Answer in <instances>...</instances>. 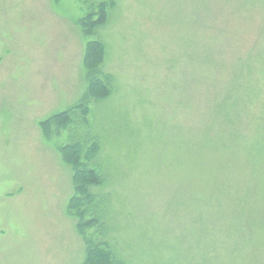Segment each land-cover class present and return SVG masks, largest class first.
<instances>
[{
    "label": "rangeland",
    "instance_id": "obj_1",
    "mask_svg": "<svg viewBox=\"0 0 264 264\" xmlns=\"http://www.w3.org/2000/svg\"><path fill=\"white\" fill-rule=\"evenodd\" d=\"M99 1L0 0V264H264V0H113L90 34ZM79 140L104 228L69 208Z\"/></svg>",
    "mask_w": 264,
    "mask_h": 264
},
{
    "label": "trees",
    "instance_id": "obj_2",
    "mask_svg": "<svg viewBox=\"0 0 264 264\" xmlns=\"http://www.w3.org/2000/svg\"><path fill=\"white\" fill-rule=\"evenodd\" d=\"M96 5L98 7V18L94 20L96 13H92L88 17H85L80 23L82 29H84L85 32L90 34H94V30L97 27L107 22V8L109 9L113 5V0H101ZM104 50L105 46L102 41L94 40L87 44L84 56V65L87 69V72H90L89 77L92 80V83L90 81L91 88L89 89V94L92 93L93 95L97 96V99H103L108 96V94L101 89L99 82L97 80H93V77L97 72H99V68L101 66V63L103 62ZM95 84L97 90L94 87ZM84 105L85 104L81 101V103L77 105L75 109H81ZM83 119L84 118L82 117V121ZM73 121L74 119L72 108H70L65 111L59 112L48 119L43 120L41 122V126L44 130V134L49 137L50 127L57 124L59 126H63L64 128H68L70 127L71 123H73ZM82 139L84 141L86 140V138ZM99 144L100 143L97 140L93 141L92 145H96L97 150L89 153V149L85 151L88 146L80 140L68 143L61 150L63 159L68 162L72 167H75L73 180L74 189L77 194L76 196L78 197H74V201L72 199L71 203L74 204L76 202V204L72 206L70 203L69 208L79 210L77 211V216L79 218V229L81 227V213H87L91 215V221L93 225H98L99 228H104L105 226L106 216L103 213L105 210H100L99 202L96 201V195L91 190L92 186H100L106 182L104 173L101 168L97 166L96 168L87 166L88 168L83 169H80L78 167V159L84 153H88L86 160L89 162L95 158L99 151ZM82 264H125V262L118 257L117 253L114 251L113 247L108 242H106L105 245L101 243L94 244L93 241H90L88 243L85 261Z\"/></svg>",
    "mask_w": 264,
    "mask_h": 264
}]
</instances>
